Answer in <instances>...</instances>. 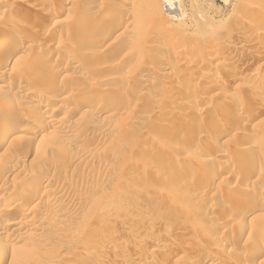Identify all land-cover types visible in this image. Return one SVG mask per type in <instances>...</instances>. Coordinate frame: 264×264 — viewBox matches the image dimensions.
<instances>
[{
	"label": "rangeland",
	"instance_id": "rangeland-1",
	"mask_svg": "<svg viewBox=\"0 0 264 264\" xmlns=\"http://www.w3.org/2000/svg\"><path fill=\"white\" fill-rule=\"evenodd\" d=\"M164 1L184 16L164 14ZM4 9L0 39L12 44L0 48V138L11 135L0 147V196L28 195L13 215L0 212V226L23 220L0 229V246L15 254L4 264H193L203 255L205 264H264V139L251 138L264 135V98L208 139L217 111H240L256 82L264 86V0H5ZM169 72L175 81L191 72L200 93H175ZM31 115L38 125L24 134ZM204 156L212 162L203 166ZM184 166L213 176L190 184ZM24 203L36 210L18 215Z\"/></svg>",
	"mask_w": 264,
	"mask_h": 264
},
{
	"label": "bare ground",
	"instance_id": "bare-ground-1",
	"mask_svg": "<svg viewBox=\"0 0 264 264\" xmlns=\"http://www.w3.org/2000/svg\"><path fill=\"white\" fill-rule=\"evenodd\" d=\"M4 1L5 0H0V8H1V5L4 3ZM154 5L156 6V7H158V6H160V5H158L157 3H154ZM162 9H163V13L164 14H166V12H167V9L168 10H171V11H174L175 13H180L181 12V14H182V16H184V13L182 12V9H181V7L179 6V7H177L175 4H173V1H164L162 4ZM36 9V8H35ZM10 11V10H9ZM85 11H87V7H85ZM42 12V11H41ZM131 14V13H130ZM54 15V14H53ZM169 15V14H168ZM10 15L8 14V10L6 9H4V10H0V19H5L6 20V18H7V20H11V19H9L10 17H9ZM9 17V18H8ZM173 19H175V17L173 18ZM111 24V23H110ZM114 24V27H113V25L111 26V27H113V28H123L124 27V24H122V22H118L117 24H115V23H113ZM111 27H106V30H111ZM176 27H178V26H176ZM5 29V28H4ZM3 29V30H4ZM7 30V29H6ZM150 31H152V29L150 30ZM249 31H251L250 29H249ZM252 31H253V29H252ZM255 33V32H254ZM257 34H258V32H256ZM256 35V34H255ZM8 38V37H7ZM157 39V38H156ZM159 39V38H158ZM13 40V39H12ZM156 41V43L157 44H161L162 42H161V40H155ZM12 41L10 40V39H0V48L2 47H5V46H7V44H9L10 45V43H11ZM12 44V43H11ZM18 50V49H17ZM15 51V53H16V50H14ZM19 51V50H18ZM9 52V51H8ZM188 52V51H187ZM190 52V51H189ZM10 53V52H9ZM4 54H6V53H4ZM3 54V55H4ZM1 55V54H0ZM2 55V56H3ZM204 55H205V51L203 52L202 51V54H201V56L202 57H204ZM5 56V55H4ZM188 56L189 55H185V56H183L182 54L181 55H178L177 56V60L179 61V63L180 62H184L185 60H186V58H188ZM219 56V55H218ZM9 57V56H8ZM79 57L77 56H72V58H71V61H76V59H78ZM206 58V57H205ZM246 61V60H245ZM207 65V64H206ZM228 65V64H227ZM226 64H225V66L223 67L224 68V71H226V72H229V71H233L234 73H240V74H242V72L245 70V68H246V66H235V67H231V65H229V66H227ZM192 66H194V65H192ZM233 66V65H232ZM217 67H219L218 66V64H216L215 66H213L212 68H214V70H216V68ZM230 67V68H229ZM232 68V69H231ZM212 70V69H211ZM188 73V72H187ZM186 73V74H187ZM191 73V72H190ZM190 73H188L186 76V78H184L183 80H178V81H175V79L173 80L172 78H171V76H170V72L169 73H166V74H164L165 76V80L167 81L166 82V84H168V85H171L175 90V93H186L187 94V92L189 91V92H191V93H193V94H195V97H196V94H198V93H200V90L198 89H196L197 87H198V83L200 82V80L199 79H197V80H191L190 79ZM237 73V74H238ZM190 74V75H189ZM244 74V73H243ZM236 75V74H235ZM252 75V74H251ZM184 76V75H183ZM210 76V75H209ZM244 76V75H243ZM242 76V77H243ZM192 77V76H191ZM205 77H207V76H205ZM215 77V76H214ZM238 77H240V76H238ZM211 78V77H210ZM237 78V77H236ZM241 78V77H240ZM245 78V77H244ZM251 78V77H250ZM249 78V79H250ZM257 79V78H256ZM209 80H211V79H209ZM146 81V80H145ZM149 81V80H148ZM251 81V80H250ZM257 81V80H256ZM145 83V82H144ZM261 81H258V82H256V85H257V87H258V89H257V91L259 92L258 94H257V96L256 97H254V98H249V97H246V99H243V102L240 104V108H241V110L240 111H237V112H239V113H237L236 112V110H234L233 112L231 111V109H228V107H223L222 109H220V112L219 111H217V120H216V126H217V128H216V130H214V131H212V132H210L209 133V135H208V139H210V140H212V141H217L218 139H219V137H221V135L223 134V132L225 131H223L222 130V128L224 129V126L225 125H228L229 126V124H231L232 125V122L233 123H239L240 121H239V115L240 114H246L247 115V113H249L252 109H254L256 106H258V105H255V104H257V103H259V102H261V104L263 103L262 102V100L261 99H263L264 97H263V94H261V93H264V86H263V88L260 86L261 85ZM201 85V84H200ZM206 85V84H205ZM248 85H250V84H248ZM255 85V84H254ZM27 86V85H26ZM214 86V85H213ZM171 87V88H172ZM201 87V86H200ZM205 87V86H204ZM261 87V88H260ZM172 88V89H173ZM244 88H245V86H244ZM24 89H26V90H31V88H24ZM213 89V88H212ZM248 89V88H247ZM209 90H211V88L209 89ZM259 90H261V91H259ZM177 91V92H176ZM246 92V91H245ZM30 93V92H29ZM36 97H37V99H40V101H42L41 103H43L44 101H49L48 100V98L47 97H43V96H41V93H40V95L38 96V95H35ZM230 97L228 98V100H226L227 102V104L228 105H232V102H234V100H236L240 95H239V93L237 92V91H235V92H232L231 93V95H229ZM247 96H249V95H247ZM193 97V96H192ZM37 99H36V101H37ZM59 101H61V102H63L64 101V99H61V100H59ZM263 101H264V99H263ZM47 104V103H46ZM223 104V103H222ZM237 104V103H236ZM222 106V105H221ZM225 106V105H224ZM259 106H261L260 105V103H259ZM8 110H7V116H9V117H11V115L13 116L14 114H18L17 113V110H15V109H13V107L11 108V107H9L8 106ZM256 109V108H255ZM221 110H224V111H221ZM259 111H260V109H258ZM262 110H264V109H262ZM18 112H20V111H18ZM211 112H212V110H211ZM235 112V113H234ZM261 113V112H260ZM212 114H215V113H212ZM30 115V114H29ZM255 116H257V114L255 115ZM33 116L31 115V116H27V117H25V124H23V126L21 127L22 129L20 130V131H22L24 134L25 133H31V132H34L35 130H36V125H38L37 124V119H34L33 120V122L31 121L33 118H32ZM243 118V117H242ZM160 120V119H159ZM29 121H31L32 123H29ZM60 121H61V119H60ZM62 123V122H61ZM241 123V122H240ZM59 124H60V122H59ZM59 124H57V125H59ZM158 124H161V123H158ZM56 125V126H57ZM61 125V124H60ZM239 125V124H238ZM219 126V127H218ZM237 126V125H236ZM58 127V126H57ZM65 127H67V126H65ZM220 127H222V128H220ZM241 127V126H240ZM243 127V126H242ZM60 128V127H59ZM62 128V127H61ZM232 128V127H231ZM230 129V128H229ZM232 129H234V128H232ZM231 129V130H232ZM238 129H240V128H238ZM242 130L244 129V127L243 128H241ZM13 130V129H12ZM19 130V129H18ZM234 130H237L236 129V127H235V129ZM233 130V131H234ZM15 131V130H14ZM223 131V132H222ZM227 131H228V129H227ZM230 131V130H229ZM245 131V130H244ZM12 132V131H11ZM247 132V131H246ZM248 133V132H247ZM9 134L11 135V133H10V129H7L6 128V132L2 135V137L0 138V147H2V146H4L5 145V142H6V139L8 138V136H9ZM186 134V133H185ZM230 134V133H229ZM234 134V133H233ZM243 131H241V130H237L236 132H235V135L237 136H241V138H242V136H243ZM264 133H262V135H263ZM254 135V134H253ZM189 136V135H188ZM206 136V135H205ZM245 136V135H244ZM186 137V136H185ZM264 135L263 136H261V135H254L253 137H251V138H253L252 139V142L255 144L256 143V145H257V141H259V140H263L264 138ZM31 138H33V136H31L30 137V139ZM237 138V137H236ZM245 138V140H248L246 137H244ZM29 139V138H28ZM238 139H240V138H238ZM209 140V141H210ZM244 140V141H245ZM251 139H249V141H250ZM211 142V141H210ZM241 142H243L242 141V139H241ZM246 142V141H245ZM244 142V143H245ZM260 142H262V141H260ZM211 143H214V142H211ZM191 145H194V144H191ZM198 145V144H197ZM200 146H201V144H200ZM254 146V145H253ZM252 146V147H253ZM258 146V145H257ZM260 146V145H259ZM249 147V146H248ZM251 147V146H250ZM200 148V147H199ZM241 149V148H240ZM240 149H238L239 151H241ZM251 151H253V150H251ZM246 152V151H245ZM242 153V152H241ZM250 153V152H249ZM263 154H264V152H262ZM78 154V153H77ZM244 154V153H243ZM226 155V154H225ZM244 155H246V154H244ZM79 156V155H78ZM224 156V155H223ZM262 156V155H261ZM259 157V156H258ZM212 157H209V156H204V158H202L201 160H200V162H201V164H203V166L204 165H207V163H209L212 159H211ZM214 159V158H213ZM257 159V158H256ZM253 160V159H252ZM212 162V161H211ZM260 163V162H259ZM258 163V164H259ZM242 165V164H241ZM184 168H185V166H184ZM214 168V167H213ZM224 168V167H223ZM262 172V171H261ZM182 174H188V175H190L191 174V178H190V184H191V182H195V183H201V182H205L206 180H208V179H210V177H212L210 174H209V171H207V170H205L204 168H197V167H193V166H189V167H186L184 170H182V172H181ZM260 174V173H259ZM207 182V181H206ZM189 184V183H188ZM189 184V186H191ZM13 187H14V189H16L17 190V188H19V187H17V185H13ZM247 187V186H246ZM190 189V187H188L186 190H189ZM240 189V188H239ZM241 190V189H240ZM246 190H248L247 188H246ZM245 190V191H246ZM14 191V190H13ZM12 191V192H13ZM239 191V190H238ZM10 192V191H9ZM12 192H10V193H6V194H4V195H1L0 196V212L1 213H3V215L5 214L6 216L8 215H13V210L15 209V206L18 204V200L19 199H26V198H28V195H27V192H24V191H18V193H17V195H16V193H15V195L12 193ZM29 192V191H28ZM243 192V191H242ZM11 194H13L12 196H11ZM215 196H216V194H215ZM33 197V196H32ZM43 197V196H42ZM220 197V196H219ZM221 198V197H220ZM217 199V198H216ZM215 199V200H216ZM222 199V198H221ZM27 200V199H26ZM218 200V199H217ZM216 200V201H217ZM220 200V199H219ZM50 202V201H49ZM58 202V201H57ZM240 202V201H239ZM238 203V202H237ZM25 204V205H24ZM24 204H22V209L18 212V210H17V214L18 215H28V213H30V212H32L33 210H36V206L35 205H33L32 203H30V204H28L27 205V203H24ZM39 204V203H38ZM243 204V203H242ZM40 205V204H39ZM57 205V204H56ZM243 206V205H242ZM252 206V205H251ZM38 207H40V206H38ZM55 207H57V206H55ZM244 207V206H243ZM240 209H242L241 208V203H239V204H235V207L232 209V210H234V213L236 212V211H240ZM244 209V208H243ZM243 212V211H242ZM248 212V211H247ZM249 214V213H248ZM2 215V214H1ZM176 215H177V212L176 213H173V215H171V217H170V220H174L175 218H176ZM234 215V214H233ZM244 216H245V213H244ZM24 217V216H23ZM26 217V216H25ZM28 217V216H27ZM32 219V218H31ZM242 219V218H241ZM7 221V220H6ZM23 222V220L21 221V219H19L18 217H14L13 219L11 218V219H8V221L5 223V224H3V225H1L0 226V229L1 230H8V229H11V228H18V227H20L21 226V223ZM238 223H240V222H238ZM198 225V224H197ZM196 225V226H197ZM240 225V224H239ZM22 227V226H21ZM121 227V224L119 223V222H117V223H114V221H113V223H109L108 225H107V229H108V231L109 232H117V230H119V228ZM198 227H199V229H202L203 227L201 226V225H198ZM19 229V228H18ZM3 232V231H2ZM24 233V232H23ZM22 233V234H23ZM20 234V233H19ZM26 235V234H25ZM17 236V235H16ZM9 237V236H8ZM21 237V236H20ZM27 237V236H26ZM17 238V237H16ZM19 241V240H18ZM159 242H157V244H158ZM13 244V243H12ZM4 245H6V244H4ZM7 246V245H6ZM14 246V245H13ZM225 246V243H224V241H221V243L218 245V248H217V251H223V248H225L224 247ZM103 247V246H102ZM141 248H142V246H140V245H136V244H132V245H129V248H128V251L129 252H133V251H141ZM9 248H7V249H5L4 247H3V245H1L0 246V264H4L6 261H9V262H14V259L15 258H13V256L15 255V254H13V256H12V254L11 253H9L8 250ZM107 249V248H106ZM8 250V251H7ZM200 252V251H199ZM140 253V252H139ZM151 253V252H150ZM204 253V252H203ZM134 255V254H133ZM148 256V255H147ZM159 256V255H158ZM204 257V259H205V261L204 262H202V261H200L199 259H195L194 261L195 262H202L203 264H205L206 263V258H205V255H203ZM233 256V255H232ZM15 257V256H14ZM197 257V256H196ZM231 257V256H230ZM235 258V257H234ZM119 259V258H118ZM150 259V258H149ZM148 259V260H149ZM208 259V258H207ZM106 260V259H105ZM143 260H145V259H143ZM194 261H192L193 262V264H194ZM106 263V262H105ZM210 263V262H209ZM97 264H102V262H98ZM174 264V263H173ZM190 264V263H189ZM211 264H234V263H232V262H230V261H228L226 258H224V257H222V258H217V259H215L214 261H212V263Z\"/></svg>",
	"mask_w": 264,
	"mask_h": 264
}]
</instances>
